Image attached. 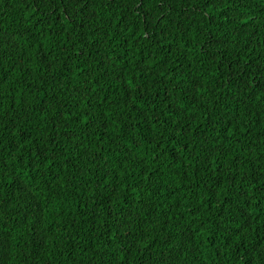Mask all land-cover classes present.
Returning <instances> with one entry per match:
<instances>
[{
	"label": "trees",
	"instance_id": "trees-1",
	"mask_svg": "<svg viewBox=\"0 0 264 264\" xmlns=\"http://www.w3.org/2000/svg\"><path fill=\"white\" fill-rule=\"evenodd\" d=\"M0 264H264V0H0Z\"/></svg>",
	"mask_w": 264,
	"mask_h": 264
}]
</instances>
